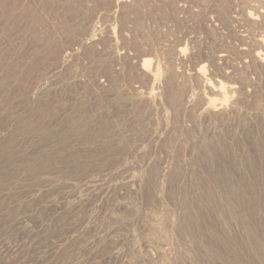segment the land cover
<instances>
[{
    "label": "rangeland",
    "instance_id": "374dc122",
    "mask_svg": "<svg viewBox=\"0 0 264 264\" xmlns=\"http://www.w3.org/2000/svg\"><path fill=\"white\" fill-rule=\"evenodd\" d=\"M17 1L11 0L13 15L5 17L0 6V152L7 156L0 167L16 174L0 189V264H203L206 256L191 248L189 230L176 229L182 203L202 194L170 190H197L193 179L209 167L190 155V140L199 134L190 132L188 107H175L163 95L170 75L181 80L199 61L207 78L231 85L249 62L243 49L254 52L252 40L264 36V0ZM249 11L260 17L259 27L248 21ZM47 38L72 54L66 65L43 50ZM81 39L87 41L79 46ZM184 45L188 53L180 62L175 54ZM31 53L45 59L40 66L27 65ZM220 54L227 63L215 59ZM146 55L154 61L149 72L139 69ZM157 62L156 97L162 99L155 113L146 98L134 99V90H149ZM251 77V89L264 93V71ZM189 85L197 86L192 78ZM32 93L36 100L26 102ZM246 121L254 122L243 119L226 131L227 144L241 180L257 192L264 190V127H246ZM155 137L162 142L156 145ZM71 155L75 161L62 166ZM226 177L234 178L232 172ZM205 185L197 210L212 216L215 192ZM256 200L259 210L234 209L245 227L224 218L214 225L222 235L229 229L240 264H259L246 231L264 236V194Z\"/></svg>",
    "mask_w": 264,
    "mask_h": 264
},
{
    "label": "bare ground",
    "instance_id": "6f19581e",
    "mask_svg": "<svg viewBox=\"0 0 264 264\" xmlns=\"http://www.w3.org/2000/svg\"><path fill=\"white\" fill-rule=\"evenodd\" d=\"M118 1H120V0H117V2ZM258 1L259 0H255L256 3ZM18 2H19V0L17 1V3ZM12 3L15 4V2H13V0H12ZM12 5H11V0H0V6L4 10L5 17H6V15L7 16L11 15ZM14 9H15V7L13 6V10ZM12 15H13V13H12ZM247 17H248L247 18L248 21L253 23L252 27L254 25L256 27V25L258 24L256 20H258L260 17H258L255 13L250 12V11L248 12ZM3 19H4V21H8L11 18H3ZM36 19L38 20V18H36ZM261 19L264 21V15L261 17ZM39 22H40V20H39ZM257 26L259 27V25H257ZM96 27H94L91 34L88 35L90 37L87 38V40L92 39L96 35V31H97V30H95ZM261 27H263V26H261ZM262 35L263 34L259 35V38H257L256 40H254V39L252 40V42L254 43L252 45L255 46V48H254L255 50L254 49L252 50L254 52L250 53V51H248V49H246V48L243 49L244 50L243 54L248 56V57L247 56L246 57L249 59V62L247 64H245L244 67L238 73H236L235 81H233L231 83V85H226L223 82L213 81L212 79L207 78V76H208L207 75V66L202 61H199V63L193 68V72H192V70H190L189 72L185 73V76L181 80H175L174 81V76L170 75V78L167 81V92L164 95L162 94L165 102H167L171 105H174L175 107L178 106L180 108H183L184 110H186L188 107V115H189V118L192 120L191 124L194 126L190 129V132H194V131L198 130L197 135L199 134L195 140H194V137L192 140L189 139L190 142L192 141L191 143H194L191 146L194 150L193 152H195V153H193L192 150H190L191 151L190 155L195 154L194 156H196L195 158H196L197 162H199L200 164L204 163L207 167H209V171H207L206 169L201 170L203 173V178L196 176L193 179L194 183H195V187L198 188L197 190L194 191V189L191 190V189H187V188L186 189L177 188L176 186H173V188L170 190V191L183 192L187 196H193V194L196 191H200L202 194L196 198H191L188 201H184L182 203V205H184L185 208L182 211H180L181 216H180L179 221L177 223L176 229L179 233L182 231L186 232L187 230H189V233L192 235V237L190 238L191 248L196 250L202 257L206 256V258L202 260L203 264H240L239 259L235 253L237 249L232 245V242L230 241V239L228 237H226L227 235L230 234L229 229L226 228L225 230H223V235H224L223 236L220 232H218L216 230L214 225L218 222L219 219L224 218L228 221H235L236 223L245 227V224L241 223L242 217H240V214L235 212L234 209L239 207V205H241V206H243V208L245 207L246 211H248V212L249 211H255L256 209L259 210L260 204L257 202L256 199L260 195L264 194L263 189H259V190H257V192L254 191L252 189L253 185L250 183L249 180H241V178H240V174H241L240 165H238L235 162V160L231 159L232 155H234V154L232 153V151H230L231 148L227 144V135H228L227 132H229V131L233 132V130H235L236 128H239V126H241L243 124V119H245V120L252 119L254 121V122L246 121V127H253V128L264 127V93L256 92L253 89H251V85H253V82H252L253 78L251 76H254L256 74H261L264 71V36H262ZM49 39H51V38L49 37ZM87 40L81 39L77 43H79V46H80V45L86 44ZM37 41H38V39H37ZM38 44H40V43H38ZM24 47L26 48L27 45H25ZM63 47H64L63 44L53 43L52 41H49L47 38V42L44 45L43 50L44 49H45V51L48 50L49 54L54 55L53 57L59 61V65H64V64L66 65L68 60L71 58L72 54L70 52L64 51ZM32 48H31V50H33ZM21 49H22V47H21ZM5 50H6V47H5ZM105 50L107 51V48ZM114 50H115L114 46L108 47L109 53L113 52ZM27 51H29V50H27ZM23 52H24V50H23ZM186 53H188L187 47L184 45V46L178 47L175 55L177 56V59H180V62H181V58L184 57L186 55ZM32 54L33 53H31L30 58L28 60H26L27 65H29L30 67L31 66H37V65L40 66V64H42L43 60H45V59H43V57L42 58H39V57L36 58V55H32ZM57 56L59 59L56 58ZM51 59H53V58H51ZM215 59L220 61L221 63L225 64V63H227L228 57L225 54H220ZM103 61H105V60H103ZM53 62H54V60H53ZM153 62L154 61L152 58H150L149 56L147 57V55L144 56L141 60L139 69L143 72H149ZM48 63L49 62L47 61V64ZM6 65H8V64H6ZM6 65H5V68H6ZM105 65H107L106 62L104 64V66H102V67H105ZM14 66H16V65H14ZM29 66L27 67L28 69H30ZM225 66H228V65H225ZM230 66H231L230 68L235 69L233 63H231ZM57 67L60 68L59 66H57ZM23 68H24V66H23ZM123 68L124 67L121 66L122 70H123ZM104 69H107V68H104ZM35 71H37V70H35ZM4 72H7V71L4 70ZM7 74L8 73H6L5 76H7ZM160 76H161L160 65L157 62L154 71H152L150 73L151 85H150L149 90L144 91L145 89L143 90L142 88L141 89L135 88L136 90H134V92H135L134 99L138 102H141L142 100H144L146 98L148 101H150L149 105L152 108L153 112L155 111V113L157 111V106L160 105L161 99H162V97L159 99H157V97H156V94L158 93V91H157L158 90V81L160 80ZM17 77H18V75H17ZM249 77H251V78H249ZM191 78L195 81V83L197 84L198 87L197 86L194 87L192 85H189ZM13 79H16V78H13ZM237 79H238V82H237ZM44 80H45V78H44ZM37 83H40V80ZM19 86H21V85H19ZM15 89H16V87H15ZM190 89H195V90H190ZM35 95L36 94H33V93L28 95V97H27L28 101H26V102H29V101L33 102V100H36L35 98L33 99V97ZM230 98H231V100L229 101ZM195 100H198L197 103H194ZM191 105H193V106H191ZM155 113H154V117H157V116H155ZM157 115H158V113H157ZM175 118H176V116H175ZM219 126L226 127V129H223ZM123 129H124V127H123ZM122 132H125V131H122ZM155 133H157V132H155ZM122 138H125V137L122 136ZM155 139L157 141L159 139H157V137L154 138V143H156V145H157V143L160 144L162 142V140H161V142L159 143ZM151 140H152V138H151ZM162 144H164V143H162ZM187 144L189 145V142ZM164 145H166V143ZM258 146H259V142H256L254 144V147L258 148ZM123 147H125V146H123ZM163 147H165V146H163ZM184 150H185V148H184ZM179 152L180 151L178 150V153ZM185 152L183 154H185ZM222 152L224 153V155L222 154ZM168 154H170V153H168ZM181 154H182V152H181ZM181 156L183 157V155H180V157H178V156L177 157L182 158ZM62 157H64V156H62ZM135 157H137V156H135ZM5 158L7 159V156H5L4 154H2L0 152V163L5 162L4 161ZM173 158L175 159V157H173ZM226 158L227 159L230 158V160L226 161ZM36 159H38L39 163H41V161H43V160H41L42 158H36ZM75 159H76V156H73V155L64 157L61 165L64 167L68 166V165L72 164L75 161ZM183 159H185V158H183ZM167 160H169V159H167ZM177 160H175L176 163H177ZM189 160H191V157ZM231 160H233V161H231ZM178 161L180 162V160H178ZM42 164H44V161ZM53 166H55V165H52V167ZM249 168L252 171L255 169L250 165H249ZM261 169H262V167H261ZM55 170H56V173L58 175H60L61 177L62 176L64 177L65 173L63 170H59V167H55ZM85 170H86V166H85ZM231 172H232V175L234 177L233 179L231 177L230 178L226 177V174H229V173L231 174ZM81 175H77V178H78V176H81ZM9 177L12 179H15L16 178L15 171L4 169L1 166L0 167V189L5 188L4 186L6 185L7 178H9ZM224 179H226V180H224ZM146 184L149 187V184L147 182H146ZM204 185L211 187V189L214 190V192H215V197L210 202V206L212 207V210L214 213V214H212V216H210V215L204 216L203 215L204 213L202 210H197V205L202 203L203 201H205V198L203 196ZM255 201L257 203H255ZM241 206H240V208H241ZM216 207H217V210H216ZM224 208H226L227 210H224ZM77 209H79V208H77ZM199 214H200V217L202 219V224L198 223ZM85 219H87V218H85ZM88 219H87V221H88ZM81 231L83 232V230H81ZM246 231L249 234V236L253 240H255V243L257 245V247L254 246L253 248H250V253L257 260V263L264 264V236L258 235L251 228H249V229L246 228ZM83 233H85V232H83ZM114 234H116V233L114 232ZM63 236H65V235H63ZM108 236H110L109 233H108ZM65 238H67V236ZM76 239H72V240H76ZM128 239H129V237H128ZM135 239H137V238H134V241H136ZM79 240H81V239H79Z\"/></svg>",
    "mask_w": 264,
    "mask_h": 264
}]
</instances>
